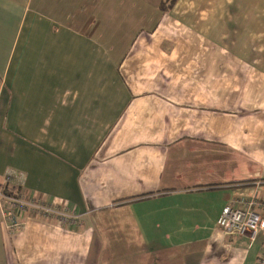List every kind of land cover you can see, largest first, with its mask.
Masks as SVG:
<instances>
[{"label":"crops","instance_id":"1","mask_svg":"<svg viewBox=\"0 0 264 264\" xmlns=\"http://www.w3.org/2000/svg\"><path fill=\"white\" fill-rule=\"evenodd\" d=\"M161 1L0 0V179L58 204L0 264H258L217 220L264 201V0Z\"/></svg>","mask_w":264,"mask_h":264},{"label":"built area","instance_id":"2","mask_svg":"<svg viewBox=\"0 0 264 264\" xmlns=\"http://www.w3.org/2000/svg\"><path fill=\"white\" fill-rule=\"evenodd\" d=\"M42 204L6 196L0 187L1 216L9 233H14L21 227V219L26 211L43 212L44 210L50 212L53 210L52 207L58 205L55 202L46 204V206ZM262 205H264V201H261L259 197L235 198L223 207L217 224L228 235H249L251 239H254L261 230H264V217L256 209ZM70 218L64 211L61 212L63 222L71 221ZM258 264H264V249L258 259Z\"/></svg>","mask_w":264,"mask_h":264},{"label":"trees","instance_id":"3","mask_svg":"<svg viewBox=\"0 0 264 264\" xmlns=\"http://www.w3.org/2000/svg\"><path fill=\"white\" fill-rule=\"evenodd\" d=\"M177 1L178 0H162L159 4V7L163 11H168L175 6ZM0 187L6 196L31 201L30 200L31 199L30 193H28L24 189V186L21 183L13 181L11 174H7V175H5V177L0 179ZM0 219L2 222V216L1 215H0ZM2 224H3V222H2Z\"/></svg>","mask_w":264,"mask_h":264},{"label":"rangeland","instance_id":"4","mask_svg":"<svg viewBox=\"0 0 264 264\" xmlns=\"http://www.w3.org/2000/svg\"><path fill=\"white\" fill-rule=\"evenodd\" d=\"M222 19H223V17H222ZM238 19L240 20V22H239V24H240V26L242 25V23L244 22L242 19H243V17H238ZM242 28H244V26H241ZM239 29H241L240 27H238V30ZM241 32V31H240ZM243 37H244V35H238V38H239V41L240 40H243ZM242 38V39H241ZM0 215H1V210H0ZM2 222H3V220H2ZM3 224H4V222H3ZM4 227H5V225H3ZM6 229V228H5Z\"/></svg>","mask_w":264,"mask_h":264}]
</instances>
